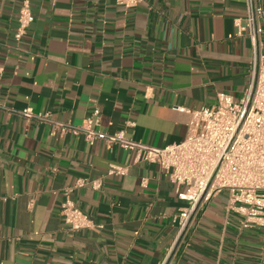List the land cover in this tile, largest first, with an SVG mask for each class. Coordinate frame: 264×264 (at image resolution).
Listing matches in <instances>:
<instances>
[{"label": "crops", "instance_id": "crops-1", "mask_svg": "<svg viewBox=\"0 0 264 264\" xmlns=\"http://www.w3.org/2000/svg\"><path fill=\"white\" fill-rule=\"evenodd\" d=\"M21 1L0 0V264H160L186 203L179 191L156 163L54 121L82 126L98 108L97 131L156 147L181 140L194 110L219 91L238 99L247 86L251 44L235 24L243 1L126 9L30 0L33 22L15 43ZM259 43L264 53V32ZM25 108L47 120L26 119ZM111 165L123 173L107 174ZM78 179L87 183L71 198L93 226L75 231L60 204ZM225 202L226 193L210 200L166 264H264V227H242Z\"/></svg>", "mask_w": 264, "mask_h": 264}, {"label": "built area", "instance_id": "built-area-1", "mask_svg": "<svg viewBox=\"0 0 264 264\" xmlns=\"http://www.w3.org/2000/svg\"><path fill=\"white\" fill-rule=\"evenodd\" d=\"M142 1L115 0L126 9ZM242 1L244 14L235 18V24L236 33L246 35L251 44L247 86L238 99L219 91L214 104L194 110L181 140L156 147L128 138L124 131L112 134L97 131L93 125L100 116L98 108L93 109L82 126L54 121L55 127L62 131L82 132L88 143L95 139L107 145L116 143L132 150L134 161L156 163L179 191V198L186 203L173 217L175 237L160 264L168 262L187 239L196 217L221 193H226L225 210L239 215L242 227H264V53L259 43V35L264 32L261 22L264 8L261 0ZM33 19L30 0H22L13 32L15 43L26 35ZM18 112L26 119L47 120L46 115L34 113L30 108ZM123 170L111 165L107 174L123 173ZM86 183L78 179L63 188L60 215L75 231L93 226L91 217L71 198L72 190ZM144 183L143 179L142 185ZM89 184L95 190L101 187L99 179Z\"/></svg>", "mask_w": 264, "mask_h": 264}]
</instances>
